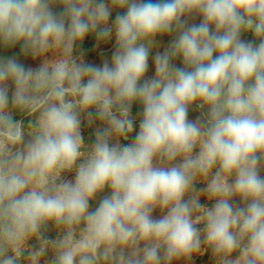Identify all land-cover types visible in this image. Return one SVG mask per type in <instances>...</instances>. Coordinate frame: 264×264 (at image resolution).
Returning a JSON list of instances; mask_svg holds the SVG:
<instances>
[{
    "label": "clouds",
    "instance_id": "clouds-1",
    "mask_svg": "<svg viewBox=\"0 0 264 264\" xmlns=\"http://www.w3.org/2000/svg\"><path fill=\"white\" fill-rule=\"evenodd\" d=\"M17 45L40 64L0 57V264H264V0H0Z\"/></svg>",
    "mask_w": 264,
    "mask_h": 264
},
{
    "label": "flooded vegetation",
    "instance_id": "flooded-vegetation-1",
    "mask_svg": "<svg viewBox=\"0 0 264 264\" xmlns=\"http://www.w3.org/2000/svg\"><path fill=\"white\" fill-rule=\"evenodd\" d=\"M200 22V17H195L194 19L190 20L189 23H199ZM243 39L245 40H252L253 39V36L251 33H248V34H245L243 37ZM172 39V36L170 35H164V36H158L157 37V40L159 41V44L160 46L158 48H154L152 50V52L150 53V56H149V69H148V72L146 74V78H150L152 76H154V72H155V68H154V61L152 59V57L155 55V53L157 51H160V52H163L165 48L168 47L170 41ZM114 44H115V39L112 40L108 45L104 46L102 49L100 50H97L95 52H92L90 53L89 55H87L85 57L86 61L88 62H91V63H94V64H97V65H100L102 64L103 60L105 58L109 59L111 58V55H112V51L114 49ZM101 53H103V55H101ZM173 63L178 66V67H182V61L180 59H176L173 61ZM141 105H139L138 103L137 104H134L133 107H132V115L133 117L135 118L136 120V130L138 131V125H139V115L138 113L141 111ZM200 115V112L195 110V108L193 109H190L189 111V119L190 120H195L198 116ZM24 119V122H25V125L27 124L28 122V117L24 116V117H19L18 119ZM96 127H97V124H94L92 125L91 127H89L85 122L82 123V134L84 135L85 137V140L87 141L88 144H91L93 141H94V132L96 130ZM135 132H133L131 135H130V138L128 141H122V143H130L131 142V139L135 136ZM74 176H75V173H68L65 175V179H74ZM109 192L108 189H105L104 193L100 194L96 200L90 202V210L94 209L97 205H98V201L100 198H102L103 195H107ZM55 230L54 229H49L48 232H47V235L49 237L53 236L55 234Z\"/></svg>",
    "mask_w": 264,
    "mask_h": 264
},
{
    "label": "rangeland",
    "instance_id": "rangeland-1",
    "mask_svg": "<svg viewBox=\"0 0 264 264\" xmlns=\"http://www.w3.org/2000/svg\"><path fill=\"white\" fill-rule=\"evenodd\" d=\"M115 10L112 13V16L110 17V21L109 23H111L114 19H115ZM114 40V37L113 39ZM111 40V41H112ZM111 41H109L107 44H101L99 47L96 46V42L94 37L89 36L85 39V41L83 42L82 48L85 52V57L87 55H89L92 52H95L97 50L102 49L104 46L108 45ZM40 64V60H33L31 57L27 60V64L26 67H31V68H37L39 67ZM11 92H12V86L9 84V96L11 97ZM20 117L19 114H17L16 118L18 119ZM261 175L264 176V170L261 171ZM238 200V198H236ZM56 233L51 236L50 238H55ZM30 243H35V241H31ZM173 264H185L184 261H173ZM191 264H212V260H211V256H210V252L206 253L203 256H196L193 258V261L191 262Z\"/></svg>",
    "mask_w": 264,
    "mask_h": 264
},
{
    "label": "trees",
    "instance_id": "trees-1",
    "mask_svg": "<svg viewBox=\"0 0 264 264\" xmlns=\"http://www.w3.org/2000/svg\"><path fill=\"white\" fill-rule=\"evenodd\" d=\"M53 10L56 12H60L62 9L59 6H56ZM0 57H15L20 63L24 64L25 67L27 64V60L30 58V56H25L21 53L19 45L11 48H4L0 46Z\"/></svg>",
    "mask_w": 264,
    "mask_h": 264
},
{
    "label": "crops",
    "instance_id": "crops-1",
    "mask_svg": "<svg viewBox=\"0 0 264 264\" xmlns=\"http://www.w3.org/2000/svg\"><path fill=\"white\" fill-rule=\"evenodd\" d=\"M86 141V140H85ZM86 143H87V141H86ZM197 151H198V149H197ZM205 185L204 184H202V183H198L197 185H196V187L197 188H202V187H204ZM201 203L202 204H207L209 207L211 206V202H209V201H207V199L205 198V197H201ZM161 215V213H160V211H159V209H157L154 213H153V216L155 217V218H158L159 216Z\"/></svg>",
    "mask_w": 264,
    "mask_h": 264
}]
</instances>
